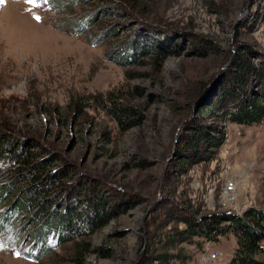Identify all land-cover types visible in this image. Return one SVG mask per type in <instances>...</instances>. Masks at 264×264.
<instances>
[{"label": "rangeland", "instance_id": "obj_1", "mask_svg": "<svg viewBox=\"0 0 264 264\" xmlns=\"http://www.w3.org/2000/svg\"><path fill=\"white\" fill-rule=\"evenodd\" d=\"M59 1L0 3V132L9 139L32 137L39 154L56 158L52 171L64 173V185L100 187L115 205L109 221L84 238L89 250L79 260L73 256L76 244L54 234L45 238L52 249L42 251L47 244L42 248L34 239L40 219L32 221V210L17 206L27 193L10 192L0 205V264H162L146 251H154L159 235L151 216L167 183L175 199L190 196L202 211L264 208V120L224 122L217 158L165 180V154L238 43L264 53L263 1ZM139 33L150 39L147 51L126 48L120 54ZM126 105L137 114L123 121L114 111ZM130 119L136 123L126 127ZM196 175L200 189L194 187ZM223 176L236 179L233 204L221 202ZM181 246L191 258L168 264H199L201 245ZM211 247L221 252L217 264H226L235 237L220 235Z\"/></svg>", "mask_w": 264, "mask_h": 264}, {"label": "trees", "instance_id": "obj_2", "mask_svg": "<svg viewBox=\"0 0 264 264\" xmlns=\"http://www.w3.org/2000/svg\"><path fill=\"white\" fill-rule=\"evenodd\" d=\"M121 1L128 6L136 5L135 0ZM59 2L63 5L67 0ZM87 20L85 25L89 24ZM149 41L147 33H139L118 52L128 53V48L146 52L144 48ZM212 47L211 43L206 45L207 49ZM157 52L164 54L161 50ZM231 53L222 73L210 82L214 81L205 96L195 101L192 115L183 123L185 131L177 135L174 148L165 154V180L170 181L175 174L179 177L187 173L198 162L217 158L225 141L224 122L249 125L264 120V53L246 42L238 43ZM203 85L201 82L192 90L189 100L193 101ZM74 103L78 108L79 101ZM115 108L118 119L132 118L137 114L134 106ZM135 123L130 119L126 127ZM34 140L32 137H26L24 141L9 139L8 134L0 132V205L6 203L7 194L23 188L27 198L19 200L17 206L21 210L31 209L32 221L40 219L42 226L34 239L39 240L42 248L47 244L42 251L52 249L45 238L54 234L58 241L74 242L73 256L81 260L80 257L89 250V243L84 238L109 221L115 203L100 187L83 183L64 185L61 180L64 173L57 176L52 171L56 158L39 154ZM5 176L7 179L3 180ZM163 190L165 194L157 201L151 216L154 229L159 232L154 251H146L152 261L162 264L172 260L186 262L192 255L184 251L182 243L201 245L202 248L205 241L218 240L220 235L231 232L235 247L226 264H264L261 256L264 254V208L249 206L240 214L232 208L202 211L200 203L190 196L181 195L175 199V188L171 184L167 183ZM195 236L201 241L194 239Z\"/></svg>", "mask_w": 264, "mask_h": 264}, {"label": "built area", "instance_id": "obj_3", "mask_svg": "<svg viewBox=\"0 0 264 264\" xmlns=\"http://www.w3.org/2000/svg\"><path fill=\"white\" fill-rule=\"evenodd\" d=\"M226 152L228 151V148L225 150ZM217 161L219 159H216ZM223 165V164H222ZM222 170H225V166H221ZM199 175H196L194 177V187L200 189L201 185L199 183ZM198 179V180H197ZM220 184L221 186L218 187V191L220 193V196L222 197V203H228V204H233L237 201V193H236V179L235 178H228V177H221L220 179ZM214 189L213 187H209V193L212 194ZM231 208V207H229ZM236 213H240L241 209L237 210L232 208ZM200 260L199 264H217L218 260L221 258V252L217 249H214L211 247V241L207 240L203 243V246L200 250Z\"/></svg>", "mask_w": 264, "mask_h": 264}, {"label": "snow or ice", "instance_id": "obj_4", "mask_svg": "<svg viewBox=\"0 0 264 264\" xmlns=\"http://www.w3.org/2000/svg\"><path fill=\"white\" fill-rule=\"evenodd\" d=\"M28 2L31 3V4H33V5H36L37 4V0H28ZM36 19L39 20L40 17L37 16ZM0 246H2V245H0Z\"/></svg>", "mask_w": 264, "mask_h": 264}]
</instances>
